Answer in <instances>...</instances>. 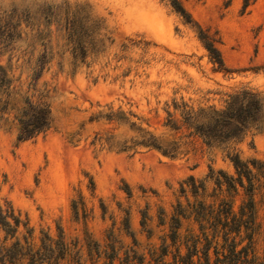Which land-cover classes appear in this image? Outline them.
Masks as SVG:
<instances>
[{
  "label": "rangeland",
  "instance_id": "1",
  "mask_svg": "<svg viewBox=\"0 0 264 264\" xmlns=\"http://www.w3.org/2000/svg\"><path fill=\"white\" fill-rule=\"evenodd\" d=\"M178 1L218 40L227 70L171 0H0L10 81L0 97V206L21 220L13 238L0 228V247L19 240L13 264H136L135 252L143 264L170 262L201 234L198 202L232 199L237 210L245 199L216 183L220 172L236 177L234 154L254 175L261 264L264 114L239 139L209 147L183 110L220 109L241 88L264 98V0ZM27 101L48 106L52 122L19 142Z\"/></svg>",
  "mask_w": 264,
  "mask_h": 264
},
{
  "label": "trees",
  "instance_id": "2",
  "mask_svg": "<svg viewBox=\"0 0 264 264\" xmlns=\"http://www.w3.org/2000/svg\"><path fill=\"white\" fill-rule=\"evenodd\" d=\"M174 10L179 13L188 23L196 28L197 36L208 52L212 63L217 69L227 70L220 50L216 43L217 39L212 37L200 25L192 21L190 15L178 0H171ZM88 37V34H87ZM10 81L4 69L0 66V97L3 93L9 95ZM0 102L5 103L3 101ZM264 98L261 93L248 88H241L230 94L225 105L217 109L213 106L194 110L192 107L183 110L185 122L191 126L202 141L209 147L229 143L239 139L248 128L261 121L264 114ZM50 109L46 105H35L27 101L19 118V142L34 138L48 129L51 125ZM152 139V140H150ZM146 144L160 148L151 137ZM235 168L236 177L227 176L220 172L225 181L216 179L221 188L226 185V191L234 196L238 190H243L245 199L241 201L237 210L233 207L232 199L221 200L216 206L205 205L198 202L193 207L195 219L199 223L200 236L191 237V243H186L185 253H181L176 247L170 262L161 260L156 264H257L258 257L253 252V236L257 230V207L254 199V175L248 162L242 161L238 154L230 157ZM253 165L258 161L253 159ZM190 179H193L190 176ZM224 182V183H223ZM195 192V191H194ZM21 224L18 214L10 206H0V228L6 237L13 238ZM180 227L178 217H172V225L169 238L174 245L177 241V229ZM19 240L15 237L13 244L9 247H0V264L6 262L14 263L20 247ZM167 245L161 247L160 257L168 255ZM136 264H143V256L134 253ZM261 264H264V253ZM134 264V263H133Z\"/></svg>",
  "mask_w": 264,
  "mask_h": 264
}]
</instances>
